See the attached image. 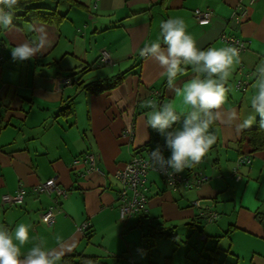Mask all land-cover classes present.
<instances>
[{"label":"crops","instance_id":"0c3cea01","mask_svg":"<svg viewBox=\"0 0 264 264\" xmlns=\"http://www.w3.org/2000/svg\"><path fill=\"white\" fill-rule=\"evenodd\" d=\"M73 1V6L43 4L64 15L58 24L15 20L13 29H0V225L9 231L19 223L31 226L30 239L21 248L23 253L43 240L47 248L56 249L62 256L80 253L103 257L106 264H113L114 257L119 258L116 253L129 252V244L137 251L128 232L131 217H118L120 185L113 173L139 153L148 157L158 146L163 155L171 154L165 138L146 125L151 109L145 101L158 105L172 102L179 112L187 111L182 97L169 88L165 69L154 57L141 56L140 50L157 41L165 47L160 25L170 18L182 19L202 50L227 46L221 42V35L247 40L248 49L232 69L226 84L230 89L228 99L220 110L225 120L233 110L242 120L251 111L253 73L264 60V0L252 4L249 0ZM240 6L247 10V16L236 22L233 13ZM194 9L209 10V23L199 25L193 17ZM40 27L47 33L48 45L34 59L14 62L13 47L36 40ZM102 53H106L108 62ZM129 66L135 69L112 90L94 94L78 85L112 76ZM82 67L88 69L83 72ZM182 67L185 70L178 74L176 87L196 75L192 65ZM65 77L71 82L64 84ZM239 79L249 83L244 90L235 86ZM127 127L134 130L131 142L122 135ZM210 130L217 137L216 144L191 167L192 171L202 169L208 180L198 187L173 191L150 172L146 181L148 212L136 215L142 221L134 226L145 220L163 229L168 223L173 226L171 223L180 221L204 231L208 223L191 205L199 200L217 214L209 223L210 234L204 231L205 236L227 238L229 260L235 264H264V151L254 153L250 165L239 169L242 178L235 180L230 169L232 172L238 156L235 143L241 133L219 122ZM84 153L95 156L104 176L97 172L81 174L84 165L75 166L73 161ZM49 178H55L68 193L60 200L52 224L46 225L38 216L52 206L51 199L31 190ZM20 185L27 191L21 205L1 202L3 195L14 194ZM85 222L88 229L79 230ZM154 231L150 230L148 236ZM144 256L131 264H142Z\"/></svg>","mask_w":264,"mask_h":264},{"label":"clouds","instance_id":"9594fccd","mask_svg":"<svg viewBox=\"0 0 264 264\" xmlns=\"http://www.w3.org/2000/svg\"><path fill=\"white\" fill-rule=\"evenodd\" d=\"M19 0H0V29L8 31L15 27V8ZM36 40L16 44L11 51L13 61H28L37 57L48 45L47 33L43 27L38 29ZM163 41L153 42L140 50L141 56L154 57L165 69L170 89L182 97L187 111L179 112L174 103L157 104L145 101L151 111L147 113L146 125L158 131L165 138V146L171 156L165 158L158 146L150 153L155 168L161 171L170 168L172 173L183 172L186 168L199 164L217 137L210 129L216 123L234 126L237 133L250 129L257 116L259 129H264V60L256 66L252 85L251 111L242 119L233 110L225 120L220 111L228 99L230 89L226 87L232 69L241 59V50L236 46L201 49L197 41L187 32L185 22L170 18L160 25ZM182 65H192L196 75L176 87L178 74L184 72ZM201 74L203 78H201ZM237 121H239L237 123ZM174 125L179 127L174 128ZM169 129H172L169 131ZM30 225L19 223L14 231L0 225V264H61L63 253L47 248L43 240L32 246L26 253L21 251L30 239Z\"/></svg>","mask_w":264,"mask_h":264},{"label":"built area","instance_id":"2783aa9c","mask_svg":"<svg viewBox=\"0 0 264 264\" xmlns=\"http://www.w3.org/2000/svg\"><path fill=\"white\" fill-rule=\"evenodd\" d=\"M256 0H249L252 4ZM234 20L236 22H241L247 16V10L240 6L233 13ZM193 17L199 25H206L209 23L212 13L209 10L194 9ZM220 40L223 44L227 46L239 47L241 53L248 49L249 42L247 40L241 39L235 36H225L221 35ZM104 61L108 62L106 53H102ZM241 72V70H239ZM64 84L71 82L69 77L62 78ZM248 82L243 79L236 81V88L239 90H244L248 86ZM122 135L131 142L134 138L133 127H127L123 130ZM171 156H164L166 159ZM249 157H241L235 162V167L233 169V177L235 180H240L242 177L238 174V167L241 163L249 164ZM74 165L82 163L84 165V170L82 175H87L90 172H97L100 175H105L104 172L96 166L95 156L91 153H85L80 159L73 161ZM148 171L155 172L161 180H163L168 188L175 191L179 187L189 189L192 187H198L200 184L208 180V177L203 174L202 171H191L188 174L172 173L170 168H166L161 171L159 167L155 168L153 162L148 157L134 156L124 167L117 169L113 173V178L120 183L121 189L118 193V212L121 220L126 219L129 216L141 213L142 215L147 214V202L148 198L146 195L147 188L145 184L147 181ZM34 194H46L50 197L52 206H50L46 211L40 213L38 220L46 225H51L57 208L59 207L60 200H64L67 197V190L62 188L56 183L55 178H49L38 185H36L32 190ZM27 191L21 185L17 188L14 194H6L2 196V202L4 204H22ZM193 207H196L201 211L202 215L206 218L208 223L215 221L217 214L210 210L208 207H203L199 200H194L191 202ZM89 227V223L85 222L81 225L79 230H86ZM204 239V236L200 237Z\"/></svg>","mask_w":264,"mask_h":264},{"label":"rangeland","instance_id":"374dc122","mask_svg":"<svg viewBox=\"0 0 264 264\" xmlns=\"http://www.w3.org/2000/svg\"><path fill=\"white\" fill-rule=\"evenodd\" d=\"M61 6L62 5L59 7ZM141 155L143 154L139 153L137 156ZM234 167L235 164L231 167L232 172L230 169L231 175L233 174ZM154 177L156 176L154 175ZM156 180L158 182H163L159 177H156ZM136 215L144 216L145 214L142 215L139 213ZM136 215L129 216L131 217V226L128 232L131 233L132 240L137 246V251L134 252L131 244H129V252L123 251L121 254L116 253V256L119 258L114 257L111 263L115 264L117 260V262L119 261L118 264H131V262H135L133 261L135 258L145 253L144 257L146 260L142 261V264H164L168 259H170L168 262H171V264H209L208 259L213 255L211 251L214 247H217L216 253L218 256H216L215 264H235L232 260H229V257L226 255V249L228 247L227 238L222 240V238H216L217 235L211 234V237H207L208 241L206 243L201 241V235H205V233L210 234L209 230L211 224L209 223L205 226V228H207L204 229L205 233L204 231L200 232L198 227H192L180 221L171 223L173 226H170V223H168L163 229H160V225L157 229L156 223L151 224L145 220H143L141 225L134 226L135 223L138 224L142 221L137 219ZM159 222L163 225L161 221ZM152 229L155 230L153 235L148 236V232ZM221 234L219 236H221ZM141 250H143V252H140ZM159 252L162 255H159ZM99 261L108 262L106 258L103 257H99Z\"/></svg>","mask_w":264,"mask_h":264},{"label":"trees","instance_id":"16d2710c","mask_svg":"<svg viewBox=\"0 0 264 264\" xmlns=\"http://www.w3.org/2000/svg\"><path fill=\"white\" fill-rule=\"evenodd\" d=\"M46 2L54 3L57 6H59L62 3L68 4L70 6H73L76 4L73 0H19V4L14 10L15 11L14 22H15V20H18V21H23L25 23H29L30 21L37 20V21L42 22V23L58 24L64 18V15L60 14L57 9H49V8L45 7L44 5L46 4ZM134 66L136 67L137 64H135ZM134 66H129L125 70H122L119 73H116L112 76L97 79V80L91 81L89 83L80 82L78 85L84 91L92 92L94 94H101L103 92L112 90V89L116 88L119 84H121V82L123 81V78L127 74L131 73L133 71V69H135ZM87 69L88 68L82 67L83 72H85ZM235 85H236V83H235ZM259 120H260V118L256 120L254 127L250 128V129H246L243 132H241L240 138L235 143L236 149L238 152V156L234 160V164L241 157H249L250 158L249 160L251 163V159H252V156L254 153L264 151V129H259V127H258ZM216 124H214L213 126H216ZM168 155H170V154H168ZM164 156H166V155H164ZM250 163L249 164L241 163L237 169L238 174H240L239 169L241 167L249 166ZM196 170L202 171V169H200V168H197ZM191 171H192V169L188 168L187 171L185 169L183 172H180V173L185 175V174L190 173ZM150 172H153V171H148L147 175H149ZM147 181H148V178H147ZM119 185H120V183H119ZM146 187H147V183L145 184V188ZM120 189H121V185L119 187L118 193H119ZM1 202H2V200H1ZM147 204H148V202H147ZM10 205L18 206L21 204H10ZM49 207L44 209L41 213L46 211ZM117 208H118V206H117ZM147 212H148V209H147ZM262 220H263L262 223H263V227H264V217ZM204 222H207L206 218H204ZM210 223H212V222H210ZM201 236H204V239H201V241H206L207 237L205 235H201ZM216 251H217V248L214 247L213 250L211 251V253L213 255L209 259V264H215L216 256H218ZM168 261H170V259H168ZM168 261H165L164 264H171V262H168ZM61 264H106V263L99 261V259L95 256H89V255H84V254H80V253H73V254L62 256Z\"/></svg>","mask_w":264,"mask_h":264}]
</instances>
